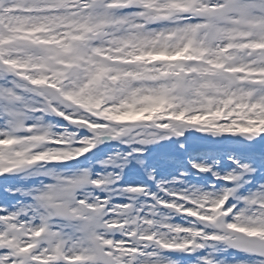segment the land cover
Segmentation results:
<instances>
[{"label":"snow or ice","instance_id":"6c2138e0","mask_svg":"<svg viewBox=\"0 0 264 264\" xmlns=\"http://www.w3.org/2000/svg\"><path fill=\"white\" fill-rule=\"evenodd\" d=\"M0 264H264V0H0Z\"/></svg>","mask_w":264,"mask_h":264}]
</instances>
